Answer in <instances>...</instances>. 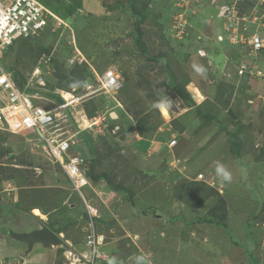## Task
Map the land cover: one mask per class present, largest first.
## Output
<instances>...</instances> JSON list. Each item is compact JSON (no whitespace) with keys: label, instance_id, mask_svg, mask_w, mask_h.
<instances>
[{"label":"rangeland","instance_id":"1","mask_svg":"<svg viewBox=\"0 0 264 264\" xmlns=\"http://www.w3.org/2000/svg\"><path fill=\"white\" fill-rule=\"evenodd\" d=\"M39 1L68 26L45 34L35 50L9 48L7 58L35 103L66 104L56 88L76 96L73 104L55 111L68 135L81 128L86 132L72 151L96 162L93 174L100 178L91 177L83 191L102 213L94 223L113 250L111 264H251L248 250L264 264V51L252 53L247 45L255 31L264 34V6L227 0ZM222 8L230 12L222 14ZM144 48L156 59L147 58ZM78 53L82 60L71 64ZM242 65L251 70L239 76ZM110 68L123 86L104 95L96 74ZM177 84L216 121L201 126L195 109L175 91ZM117 101L122 106L113 109V118L107 115L106 134L79 126L82 110L92 117L95 109ZM159 103L169 105L168 118L154 107ZM115 126L120 128L113 132ZM209 130L211 155L203 150L187 158L174 155L178 146L189 151L190 138ZM28 132L0 130V264H63L67 240L83 246L77 243L85 225L82 198L58 165L33 150L27 138L37 132ZM218 165L231 173L230 181L217 173ZM194 181L204 184V195L196 186L189 188ZM258 183L260 188L254 186ZM210 186L216 192L208 197ZM148 187L165 195L156 198L155 190L138 199ZM185 189H191L193 200H204L200 208L181 200ZM126 192L133 204L124 198ZM217 205H223L227 231L206 221ZM156 210L161 218L153 215ZM163 215L172 220L165 223ZM42 227L62 237V246L37 242L30 250L11 234Z\"/></svg>","mask_w":264,"mask_h":264},{"label":"built area","instance_id":"2","mask_svg":"<svg viewBox=\"0 0 264 264\" xmlns=\"http://www.w3.org/2000/svg\"><path fill=\"white\" fill-rule=\"evenodd\" d=\"M227 1H255L257 5L264 6V0ZM224 11L225 14L230 12L229 8H222L221 13ZM65 26L68 24L39 0H0V130L23 135L29 134L28 131L31 129L35 130L37 135L28 137V143L33 150L35 147L38 148L45 159L62 169L71 188L82 198L84 215L81 216V220L85 221V225H82L83 246L79 247L67 240L69 247L64 252L63 264H108L112 256L106 249L108 244L106 236L94 223V218H101L102 213L83 191V188L90 184L89 162L82 155L72 151V146L79 144L77 138L82 128L68 135V131H64L59 124L58 118L61 117V113L55 110L66 107L67 102L53 108L35 103L33 97L36 96L26 93L15 78L6 54V51L20 39L57 32ZM248 43L251 52L260 51L264 47V34L255 33ZM76 60H82L79 53L69 59L71 64ZM247 68V65L239 66L238 75L241 76L248 69L251 70ZM36 70L39 71L40 68L37 67L34 73ZM96 75L99 82L98 90L104 95H113L123 86L120 74L114 69L110 68L101 75ZM75 89L73 87L72 91ZM57 90L59 89L56 88ZM193 97L196 103H200L194 95ZM121 105L117 101L116 106H105V111L97 110L94 116L87 117L89 127L85 129L94 130L95 134H106L110 126L107 115L113 118L115 113L113 109ZM119 128L115 126L112 131L115 132ZM175 143L176 141L172 140L170 145Z\"/></svg>","mask_w":264,"mask_h":264},{"label":"trees","instance_id":"3","mask_svg":"<svg viewBox=\"0 0 264 264\" xmlns=\"http://www.w3.org/2000/svg\"><path fill=\"white\" fill-rule=\"evenodd\" d=\"M138 21H141V18L138 20ZM54 33H56V32H51V33H49L50 35L51 34H54ZM45 34L46 33H42L41 35H39V36H33V37H30V38H25V39H20L17 43H15L13 46H11L10 48L11 49H15V47H17V46H19L20 47V51L23 49L24 51H30V49H33V50H35V48H36V46L38 45V44H40L41 43V40H44V36H45ZM23 46V47H22ZM45 47V49H48L49 47L48 46H44ZM47 51H49V49L47 50ZM260 51H264V48H262ZM143 53L145 54V56L147 57V58H149V59H153V60H155L156 58L154 57V56H152V55H150V54H148L147 53V50L144 48L143 49ZM11 68L13 69V66H11ZM86 76H87V74H86ZM85 76V77H86ZM240 76V75H239ZM85 80V79H84ZM85 82V81H84ZM174 89H175V91L178 93V95L190 106V107H192V108H194L195 109V111H196V115L198 116V118H199V121H200V125L201 126H203L204 124L205 125H210L211 123H209V122H213V121H216V118H214V116H212L211 114H209V112H207L208 110L205 108V107H203L202 106V104L203 103H200V104H196L195 103V101H194V99H193V97H192V95H191V93L189 92V90L188 89H186V88H184V86H181V85H179V84H177V85H175L174 86ZM55 95V94H54ZM57 98H58V100L60 99L61 100V98H59V96H57ZM59 100V101H60ZM96 109L94 110V115H95V113H96ZM93 116V115H92ZM199 125V126H200ZM207 127V126H206ZM209 127V126H208ZM82 133H86V132H84V130H82L81 132H80V134L79 135H81ZM87 134H89V133H87ZM230 139H231V136L229 137ZM94 148H95V146H94ZM233 151H234V153H236L237 155H238V149H237V147H235V146H233ZM95 165H96V162H89V167H90V171H89V176L90 177H92L93 179H95V180H97V179H99L100 177L99 176H97V175H94L93 173H94V171H95V169H96V167H95ZM104 177H106V175L104 174L103 175ZM107 178V177H106ZM109 184V186L110 187H114L113 186V184L112 183H108ZM203 183H201V182H198V181H194V182H192L191 184L189 183L188 184V186H189V188H194L195 186V191H196V193L198 194V195H204L202 192L204 191V190H206V188L205 187H203ZM121 187L118 189V190H120L121 191ZM208 189H210L211 191H210V193L208 192V193H206L207 195H208V197H209V195H213V191H215V189L213 188V187H211L210 186V188L208 187ZM185 191H186V195H184L183 197H182V199L181 200H183L187 205H189V206H191V207H193V208H200L202 205H203V202H204V200H202V199H200V200H193L194 198H192V197H189V193L191 192V189L190 190H186L185 189ZM190 191V192H189ZM216 192V191H215ZM126 194V197H127V199L129 200V202L131 203V204H133V201H132V198L129 196V194L126 192L125 193ZM205 194V195H206ZM222 201V200H221ZM223 202V201H222ZM223 204H225V203H223ZM222 206L223 205H217V206H214V207H212L211 209H210V214L212 215V217L211 218H209V219H207L206 221L207 222H210V223H215V224H217L218 226H221V227H223L226 231L228 230V226L226 225V223H223V219H225L226 218V213H225V211L223 212V208H222ZM144 215H149L150 213H148V211H145V210H142L141 211ZM254 212V211H253ZM253 212H251V213H253ZM153 213V215L154 216H159V218H161L162 217V215L160 216L158 213H157V210L156 211H154V212H152ZM216 217L218 218V220H215L216 219ZM162 220H164L165 221V223H169L172 219H170V218H168V217H166L165 215H163V219ZM219 221V222H218ZM244 247H246V248H248V246L245 244V245H243ZM61 249V248H60ZM106 249L110 252V254H111V256H113V250H111V248H110V246H108V247H106ZM61 251L63 252V249H61ZM248 254H249V258H250V260H251V264H261L260 263V261L258 260V259H256L255 257H254V254H252L251 253V251L250 250H248ZM112 261H113V259H112ZM112 261H109L108 262V264H111V262ZM61 264H62V262H61Z\"/></svg>","mask_w":264,"mask_h":264},{"label":"crops","instance_id":"4","mask_svg":"<svg viewBox=\"0 0 264 264\" xmlns=\"http://www.w3.org/2000/svg\"><path fill=\"white\" fill-rule=\"evenodd\" d=\"M191 109V108H190ZM210 130L209 131H206V133L205 134H198L197 136H195L194 138H190V140L189 141H192V142H189L188 143V145L189 146H187V147H189L190 148V150L189 151H186V152H183V151H180V149H179V146L177 147V149H175V151H174V155H175V153H176V155H179V156H184L185 158H187V157H189V156H192V155H194L195 154V152H197V151H200V150H203V152L205 151V153L206 154H208L209 153V155H211V150L212 151H215V146L212 148L211 146H207L206 144H207V141H208V139L210 140L211 138L209 137L210 135H213V134H210ZM202 133H204V132H202ZM190 137H192V136H190ZM209 137V138H208ZM214 138V137H213ZM205 140V141H204ZM186 141V140H185ZM204 141V142H203ZM179 142H177V144H178ZM154 147H156V149H160V147L161 146H155L154 145ZM170 147H172V146H170ZM158 151V150H157ZM163 153H164V151L165 150H161ZM189 159V158H188ZM247 163H251L250 161H246ZM257 164H259V163H257ZM259 167H261V166H259ZM237 169V168H236ZM238 171V170H237ZM238 173H239V171H238ZM160 175H158V177H157V180L158 181H162V180H160V177H159ZM234 178V177H233ZM252 178L253 177H251V180H252ZM264 178V177H263ZM235 179V178H234ZM250 179V178H249ZM91 180V179H90ZM250 181V180H249ZM162 184H163V181H162ZM235 185V184H234ZM255 187H258V188H260V186H259V183L257 184V185H254ZM263 186V188H264V185H262ZM155 190H158V188H156V187H153L152 189H150V187H148L146 190H145V192L142 194H137V197H138V199H140V200H145L146 198H148L149 197V195H151V194H154V192L153 191H155ZM159 192L158 193H155V197L157 198V195L160 197V196H163V195H165V194H163V192L162 191H160V189L158 190ZM145 195H147V196H145ZM126 200H128L127 199V197H126V194H125V197H124ZM133 200H135V199H133ZM177 200V199H176ZM128 202V201H127ZM128 204V206H129V203H127ZM257 211V210H256ZM161 216V215H160ZM157 217H159V216H157ZM147 219V218H146ZM141 220H143V219H141ZM25 261H26V259H25ZM40 259H39V261H38V263H40Z\"/></svg>","mask_w":264,"mask_h":264},{"label":"water","instance_id":"5","mask_svg":"<svg viewBox=\"0 0 264 264\" xmlns=\"http://www.w3.org/2000/svg\"><path fill=\"white\" fill-rule=\"evenodd\" d=\"M115 114V113H113ZM11 234L18 240L26 242L29 245V249L33 248V245L37 242L43 243L44 246H61L62 239L56 235L51 229L42 227L32 230L30 232H13Z\"/></svg>","mask_w":264,"mask_h":264},{"label":"bare ground","instance_id":"6","mask_svg":"<svg viewBox=\"0 0 264 264\" xmlns=\"http://www.w3.org/2000/svg\"><path fill=\"white\" fill-rule=\"evenodd\" d=\"M15 49H17V47H15ZM15 49H14V52H13V53L16 52ZM13 53H12V54H13ZM8 62H9V64H10V61H9V60H8ZM10 65H11V64H10ZM11 66H12V65H11ZM94 92H95V91H94ZM194 92H195V94H196L197 97L200 96V95H199L200 92H199L198 89H195ZM58 93L62 95V97L64 98L65 101H67V105L73 104L74 101L77 99L76 96H75L72 92H67V91H65V90H61V89H59V90H58ZM91 94H92V93H89L87 96H90ZM87 96H85V97H87ZM120 104H121V103H120ZM67 105H66V106H67ZM121 106H122V105H121ZM84 112H85V111L82 110V113H80V114H81V115H80L81 119H80L79 121H80L81 125H82L84 128H88V127H89V121H88V118H87L88 115H84V114H83ZM162 112H163V114L165 115L166 118L169 117V111H168L167 108L163 109ZM76 113H77L78 116H79V112L77 111ZM165 113H166V114H165ZM115 115H116V114H115ZM36 214H37L38 216H42V217H43V213H42L40 210H37V211H36Z\"/></svg>","mask_w":264,"mask_h":264},{"label":"clouds","instance_id":"7","mask_svg":"<svg viewBox=\"0 0 264 264\" xmlns=\"http://www.w3.org/2000/svg\"><path fill=\"white\" fill-rule=\"evenodd\" d=\"M245 2V1H244ZM249 2H255V1H249ZM255 4H256V2H255ZM261 6V5H260ZM262 7V6H261ZM255 33H259V34H261V31L259 30V31H255L254 32V34ZM253 34V35H254ZM252 35V36H253ZM251 36V37H252ZM249 41V40H248ZM248 41H247V45L249 46V50H250V52H251V46L249 45V43H248ZM234 43H239V41H236V42H234L233 41V44ZM264 48V47H263ZM258 52H260V51H258ZM253 53V52H252ZM189 92L191 93V95H192V97H193V93L189 90ZM193 99H194V97H193ZM194 101H195V99H194ZM201 102V101H200ZM195 103H196V101H195ZM197 105L198 104H200V103H196ZM169 105L167 104V103H159V104H156V105H154V107H159V108H161V110H163V109H165V108H167ZM116 113V112H115ZM166 114V113H165ZM13 134H15V133H13ZM216 171H217V173L219 174V175H221L222 177H223V180H225V181H230L231 179H232V177H231V173L229 172V171H227L226 169H225V167H223L222 165H218L217 166V169H216ZM81 229H82V226H81ZM60 237V236H59ZM61 239H62V237H60ZM82 238V236H80V239L78 240V242L77 243H80L81 242V239ZM63 240V239H62ZM67 245H68V243H67ZM62 246V245H61ZM61 246H59V247H61ZM69 246V245H68ZM109 246V244H107L106 245V247H108ZM67 248H65V250H66ZM65 250L63 251V254H64V252H65ZM64 257H65V255H64ZM113 259V258H112ZM112 259H111V261H112ZM141 260H143V257H141L140 258ZM64 261H65V259H64Z\"/></svg>","mask_w":264,"mask_h":264}]
</instances>
